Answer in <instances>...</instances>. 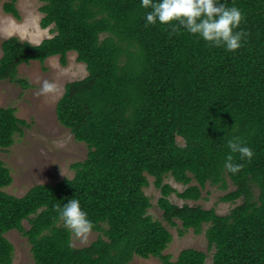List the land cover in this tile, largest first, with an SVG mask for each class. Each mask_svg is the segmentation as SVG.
I'll use <instances>...</instances> for the list:
<instances>
[{"label":"trees","instance_id":"trees-1","mask_svg":"<svg viewBox=\"0 0 264 264\" xmlns=\"http://www.w3.org/2000/svg\"><path fill=\"white\" fill-rule=\"evenodd\" d=\"M38 1L39 26H51L52 35L37 43L15 34L2 39L0 80L27 88L19 65L57 55L65 66L75 52L86 74L64 84L55 114L87 153L70 163L71 177L35 184L21 196L5 190L12 175L0 158V264H12L6 233L13 229L27 239L35 264H129L134 257L205 264L207 252L192 247L174 259L164 253L172 235L162 221L179 236L204 233L210 264H264V0H223L244 13L239 28L248 35L235 51L183 28L146 24L150 9L140 0ZM16 2L2 0L1 9L19 19ZM28 126L15 107L0 106V147L13 145ZM232 136L254 152L250 161L232 154L243 164L235 174L224 168ZM149 177L159 189L161 219L148 213ZM206 184L231 185L219 200L239 203L221 214L169 199L204 198ZM72 197L98 233L80 247L53 207Z\"/></svg>","mask_w":264,"mask_h":264},{"label":"rangeland","instance_id":"rangeland-1","mask_svg":"<svg viewBox=\"0 0 264 264\" xmlns=\"http://www.w3.org/2000/svg\"><path fill=\"white\" fill-rule=\"evenodd\" d=\"M0 1V42L5 37L15 34L21 39H27L33 43L52 35L50 28H41L39 19L41 12L38 0H17L16 5L20 18L16 19L10 14L2 12ZM2 50L0 47V56ZM75 52L67 55L68 63L60 65L57 55L48 57L45 61L31 60L18 66V76L25 78L30 84L22 88L15 82L7 79L0 80V106H11L16 108V115L26 120L28 127H23L22 135H15L16 141L3 149L0 147V158L10 168L12 182L6 187V191L17 196L23 195L31 186L38 183L57 182L64 177H71L73 170L70 163L82 160L87 153V147L83 142L76 141L69 129L62 126L56 118L55 104L63 92L64 84L70 80L81 78L86 74L85 65L77 62ZM49 80L57 85L55 92L37 94L41 83ZM177 191H182L184 185L176 182L171 176L164 179ZM233 187L227 189L206 184L202 189V196L198 200H183L172 193L169 199L176 204L187 203L189 205H200L203 208L213 207L217 213L224 214L239 203L221 201L219 197ZM145 193L150 197L151 206L148 213L154 218L161 219V210L156 205L159 197V189L152 183L149 177V185ZM172 235V241L167 245L164 253H169L174 259L183 248L192 247L207 252L205 264L211 262V251L207 250L204 233L195 234L191 229L184 235L179 236L177 228L162 221ZM178 225L180 222L177 220ZM27 228L28 222L23 221ZM97 232L91 231L87 240H81L71 235L73 246L87 245L97 237ZM6 237L14 245V256L12 264H35L30 252L27 239L17 230L13 229L6 233ZM129 264H162L156 257L140 258L134 257Z\"/></svg>","mask_w":264,"mask_h":264},{"label":"clouds","instance_id":"clouds-1","mask_svg":"<svg viewBox=\"0 0 264 264\" xmlns=\"http://www.w3.org/2000/svg\"><path fill=\"white\" fill-rule=\"evenodd\" d=\"M140 6L150 9L145 13L146 24L171 27L175 33L183 28L197 35L211 46H222L225 50L235 51L247 39V31L239 28L244 13L236 5H227L223 0H140ZM175 22V23H174ZM239 29V30H238ZM57 85L44 80L37 94L55 92ZM229 152L224 159V168L235 174L243 167L233 161V153L239 154L241 161L251 160L254 152L241 137L232 136L226 141ZM64 227L81 240H87L94 227L88 213L81 207L78 198H70L66 203L53 205Z\"/></svg>","mask_w":264,"mask_h":264},{"label":"bare ground","instance_id":"bare-ground-1","mask_svg":"<svg viewBox=\"0 0 264 264\" xmlns=\"http://www.w3.org/2000/svg\"><path fill=\"white\" fill-rule=\"evenodd\" d=\"M102 43V42H101ZM125 57V56H124Z\"/></svg>","mask_w":264,"mask_h":264}]
</instances>
